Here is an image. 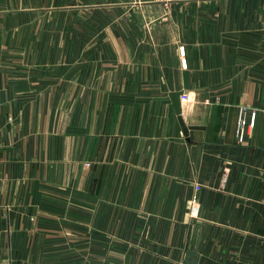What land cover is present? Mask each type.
<instances>
[{"label": "crops", "instance_id": "0c3cea01", "mask_svg": "<svg viewBox=\"0 0 264 264\" xmlns=\"http://www.w3.org/2000/svg\"><path fill=\"white\" fill-rule=\"evenodd\" d=\"M0 264H264V0H0Z\"/></svg>", "mask_w": 264, "mask_h": 264}, {"label": "water", "instance_id": "95a60500", "mask_svg": "<svg viewBox=\"0 0 264 264\" xmlns=\"http://www.w3.org/2000/svg\"><path fill=\"white\" fill-rule=\"evenodd\" d=\"M183 81H184L183 90L170 93L169 98L176 117L175 136L179 137L180 135H182L188 141L195 127L187 126L183 122L181 116L182 108H181V100H180V96L186 94L189 89V83H188L189 79L187 72L183 73Z\"/></svg>", "mask_w": 264, "mask_h": 264}, {"label": "built area", "instance_id": "2783aa9c", "mask_svg": "<svg viewBox=\"0 0 264 264\" xmlns=\"http://www.w3.org/2000/svg\"><path fill=\"white\" fill-rule=\"evenodd\" d=\"M160 1L168 2L170 0H160ZM180 100L181 101H186L187 97L185 95H182V96H180ZM253 125H254V114L252 113L251 119L249 121H247L246 118H245V114L241 111L239 113V116H238V119H237V122H236V136H237V139L239 141H241L243 139V136L246 133L247 129L253 127ZM190 207H191V210H192L191 212H194L195 211V207H196L195 206V200H193L190 203Z\"/></svg>", "mask_w": 264, "mask_h": 264}]
</instances>
